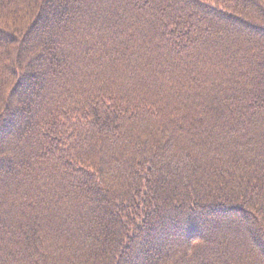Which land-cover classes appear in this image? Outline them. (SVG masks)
I'll list each match as a JSON object with an SVG mask.
<instances>
[{"label": "trees", "instance_id": "16d2710c", "mask_svg": "<svg viewBox=\"0 0 264 264\" xmlns=\"http://www.w3.org/2000/svg\"><path fill=\"white\" fill-rule=\"evenodd\" d=\"M0 264H264V0H0Z\"/></svg>", "mask_w": 264, "mask_h": 264}]
</instances>
